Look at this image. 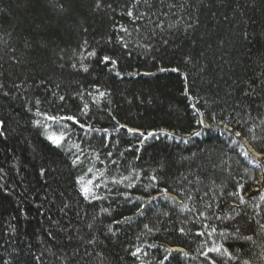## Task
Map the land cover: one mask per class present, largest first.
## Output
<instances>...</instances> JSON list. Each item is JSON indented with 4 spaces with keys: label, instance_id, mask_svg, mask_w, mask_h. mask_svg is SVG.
Wrapping results in <instances>:
<instances>
[{
    "label": "trees",
    "instance_id": "obj_1",
    "mask_svg": "<svg viewBox=\"0 0 264 264\" xmlns=\"http://www.w3.org/2000/svg\"><path fill=\"white\" fill-rule=\"evenodd\" d=\"M0 122V264H264V0H0Z\"/></svg>",
    "mask_w": 264,
    "mask_h": 264
},
{
    "label": "snow or ice",
    "instance_id": "obj_2",
    "mask_svg": "<svg viewBox=\"0 0 264 264\" xmlns=\"http://www.w3.org/2000/svg\"><path fill=\"white\" fill-rule=\"evenodd\" d=\"M138 2H139V0H138ZM143 2L145 3V4H148V0H143ZM202 2H204V0H202ZM127 15L129 16V17H131V16H133V12L132 11H129L128 13H127ZM143 15H146V13H141L140 14V16H143ZM189 27L191 28V27H193V25L192 24H189ZM245 38H247V32L245 33ZM105 61L107 62L108 61V58L107 57H105ZM113 64L115 63V61H111ZM173 71H177V69H173ZM61 99H63V97H61ZM48 119H51V120H56V117L55 116H50V117H47ZM61 119H65V117H61ZM66 119H68V120H72L74 123H79V121H76L75 120V118L74 117H72V116H68V117H66ZM213 119H215V117H213ZM0 123H2V122H0ZM201 124L203 125V121L201 120ZM81 127H84V125H81ZM121 127H123V125H121ZM129 131L131 132L132 131V129H129ZM197 135H199V133H197ZM236 135H240V133L239 132H237L236 133ZM49 139L55 144V145H60L61 143H62V140H63V138L62 137H58V136H55V135H53V136H50L49 137ZM245 155H247V153H245ZM84 192L85 193H87L88 192V189H84ZM167 193L165 192V195H166ZM241 203H243V201L241 200ZM219 219V218H218ZM213 231H215V229H213ZM199 235H203V233H199ZM217 251H219V249L217 248L216 249ZM185 256H187L188 255V253H183ZM165 259H167V257H165ZM213 264H214V262H213Z\"/></svg>",
    "mask_w": 264,
    "mask_h": 264
},
{
    "label": "rangeland",
    "instance_id": "obj_3",
    "mask_svg": "<svg viewBox=\"0 0 264 264\" xmlns=\"http://www.w3.org/2000/svg\"><path fill=\"white\" fill-rule=\"evenodd\" d=\"M252 151V153H253V155L255 156V157H257V158H260L261 156L260 155H258L255 151H253V150H251Z\"/></svg>",
    "mask_w": 264,
    "mask_h": 264
},
{
    "label": "bare ground",
    "instance_id": "obj_4",
    "mask_svg": "<svg viewBox=\"0 0 264 264\" xmlns=\"http://www.w3.org/2000/svg\"><path fill=\"white\" fill-rule=\"evenodd\" d=\"M259 155V154H258Z\"/></svg>",
    "mask_w": 264,
    "mask_h": 264
}]
</instances>
